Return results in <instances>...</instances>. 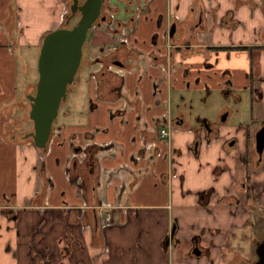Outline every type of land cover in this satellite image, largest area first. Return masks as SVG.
Instances as JSON below:
<instances>
[{"label":"crops","instance_id":"crops-1","mask_svg":"<svg viewBox=\"0 0 264 264\" xmlns=\"http://www.w3.org/2000/svg\"><path fill=\"white\" fill-rule=\"evenodd\" d=\"M67 1L0 0V264H251L264 240V155L259 162L249 129L239 123L233 137L219 129L206 138L187 127L185 115L183 125L171 123L168 141L136 121L145 108L152 127L169 105L164 82L157 97L152 93L159 71L147 53L154 47L165 54L176 23L169 37L183 68L172 86L210 95L218 86L206 75L228 69L236 101L251 99L256 132L264 121V55L242 48L264 44V0H111V17L85 42L89 78L83 82L82 69L70 88L74 96L79 86L87 89L75 110L64 108L42 152L19 135L33 130L24 103L33 73L19 84L30 57L26 63L18 52L37 49L38 58ZM123 43L119 57L135 71L123 77L114 100L119 79L97 76V60ZM124 49L131 50L127 57ZM220 57L217 67L203 68ZM191 66L201 70L196 85V75H183ZM251 86L261 96L249 93ZM166 116L159 130L170 125ZM208 191L201 204L200 193Z\"/></svg>","mask_w":264,"mask_h":264},{"label":"water","instance_id":"water-1","mask_svg":"<svg viewBox=\"0 0 264 264\" xmlns=\"http://www.w3.org/2000/svg\"><path fill=\"white\" fill-rule=\"evenodd\" d=\"M72 0L70 6L71 15L66 20V26L75 12L79 13V19L68 27H60L45 34L41 41L37 58L38 80L35 93L28 95L30 103L29 119L33 123V130L24 135L30 138L34 146L42 152L47 151L53 123L58 115L59 107L66 101L68 86L74 83L75 75L80 66L83 54V45L91 29L99 26L106 20L100 16L102 6L107 3V9H111V0ZM175 33V26L171 28L169 36ZM227 113L221 117V122L226 121ZM204 121V120H203ZM255 153L259 162L264 155V125L255 133ZM173 232L169 236L172 240ZM194 254H199L195 249ZM256 261L254 264H264V240L257 243Z\"/></svg>","mask_w":264,"mask_h":264},{"label":"flooded vegetation","instance_id":"flooded-vegetation-1","mask_svg":"<svg viewBox=\"0 0 264 264\" xmlns=\"http://www.w3.org/2000/svg\"><path fill=\"white\" fill-rule=\"evenodd\" d=\"M83 1L84 0H79L78 4H81ZM67 2H69L68 8H67L69 13H68V15L66 14L64 16V18H63V21H65V23H66V20L68 19V17L71 15L70 6L72 4V0H68ZM106 6H107V3H105L102 6V13H101L100 16H105L106 20H107L108 17H111L110 16L111 15L110 10H112V9H107V12H109L107 14L105 12ZM79 16H80L79 13L75 12L74 16L70 19L69 24L67 25V27L68 26L69 27L72 26L74 23L72 25H70V23L74 20L75 17H76V20H78ZM104 22H101L100 19H98L96 23H101L102 24ZM65 23H64V25L66 26ZM130 23H132V21ZM117 25H118V28L122 27L121 23H118ZM173 25L175 26V31H176L177 28H178V25L176 23L173 24ZM172 26L169 28L168 32L169 31L171 32ZM59 27H61V25ZM118 28H117V30H118ZM167 41L170 44L169 50H167V46H166ZM124 46H125V44L123 43V44H121V46H119L120 48L118 47V48H115V49L111 50L107 55L101 56L97 60L101 64V69L99 70L97 76L99 75L101 78H105L106 80H108L109 77H115V78L119 79V83H117V85L114 87V89H115L114 91L115 92H112V93H116V95L114 97V100H116V99H118V97H120V91H121V86H122L121 84L124 81L123 77L125 75L131 74L132 72L135 71L133 69V67H131L126 61L121 60V58L119 57V52L121 50V47H124ZM163 47L166 50L164 55H161L160 53L158 54V52H156L154 47L149 53H147V58L149 60L150 66L155 68V69H157L159 71V75H157L155 77H152V80H151L152 81V93H153L154 97H157L159 95V93L161 92L160 83L164 82L166 84V88L168 90V88L172 87L173 82L176 80V74H178V72L183 68L182 67L183 63L182 62H178V61L175 62L174 61L175 59H178V55L179 54H177L174 51L175 47L170 42L169 34H168L167 38H165ZM243 50L247 51L250 56H254V52L255 51H257L260 56H263L264 55V44L259 45V46H252V47H249V48H246V49L242 48V51ZM82 51H83L82 59H81L80 66L78 68V71H77L76 75L84 68V66H85L84 63L85 62L87 63V65H90V64L93 63V61H90V60L87 59L85 43L83 45ZM124 51H126L125 52L126 57L128 56V54L131 53L130 49H124ZM221 51H223V50L220 48V53H221ZM168 52H169V56L171 58L170 64H166V55H167ZM204 53L207 54V51L204 52ZM216 53H219V52H216ZM221 62L222 61H221V57H220V60L217 58V59L214 60L213 63H204L203 64V68L204 69L205 68L206 69H211L213 67H217L215 65H218ZM200 73H201V70L196 68L195 66L187 67L183 71V75H185V76L196 75L195 77H193V83L195 85L200 81V79H199L200 77L197 76ZM76 75H75V77H76ZM206 76H208L210 79H213L216 82V84L218 86V91L221 94H223L225 96H228V95L233 96V98L235 100H238V98H237V96H235V92L233 90L234 86H233V83H232L231 73H230V71L228 69H226V70L220 69L219 71H214L212 76L211 75H206ZM74 83H75V78H74ZM74 83L72 85H74ZM72 85H70V86H72ZM190 86H191V82L187 83L186 87L189 88ZM249 93H251V94L256 93L258 96H261V93L258 92L257 90H254V88L252 86L250 88ZM248 101L251 104V99L250 98H249ZM163 107L165 108V114L163 116H161V117L154 118L152 127H149L147 125L146 120H144V118H143L144 115L143 114L145 113V108H142L141 113L138 114L136 125L139 127L140 124H141V127L143 128V130H145V131L147 130L148 133H153V134L156 133L157 134L158 130H159V126L163 125V123L167 121V116L166 115L168 113L171 114L170 105H166L164 103ZM224 113L228 114L226 109H224L222 111L220 117L217 119V123L218 124L224 123V122H221V120H220ZM185 115H186L185 112H183L182 110L180 111L178 109V107H177L176 111H175V116H170L169 117L170 126H172L171 123H173L174 126H176V127H179L178 125H183L184 118H185L184 116ZM227 118H228V115L226 117V120H227ZM263 125H264V121L260 124L259 128L262 127ZM196 131H198V133H199V131H202V133H204V136L206 138H209L211 135L212 136L213 135H215V136L218 135L219 129L212 122H209V121H206V120H204V121L201 120V121H198V123H197ZM53 132H55V131L52 128L50 139H51V136H52ZM141 132H143V131L141 130ZM49 143H50V140H49ZM49 143H48V145H49ZM227 143H228V146H230V149H232L236 145V140L235 139H230ZM254 143H255V135H254ZM198 145H199V139H196L195 142H194V146L197 147ZM142 146H143L142 148H145L144 144H142ZM151 146L155 149V152H154L155 156L154 157L158 156L160 154V151H159L158 147L156 145H153V143H152ZM47 148H48V146H47ZM92 151L93 150L90 148L89 149L90 154H91ZM254 151H255V146H254ZM256 156H257V154H256ZM257 159H258V156H257ZM246 189H248V190L252 189L251 184H247Z\"/></svg>","mask_w":264,"mask_h":264},{"label":"rangeland","instance_id":"rangeland-1","mask_svg":"<svg viewBox=\"0 0 264 264\" xmlns=\"http://www.w3.org/2000/svg\"><path fill=\"white\" fill-rule=\"evenodd\" d=\"M14 1V0H13ZM69 2L66 3V8H68ZM68 9L66 10V14H68ZM37 17V15L35 16ZM36 18H34L35 20ZM76 17L74 20L70 23L72 25L75 23ZM40 49V48H39ZM38 49V51H39ZM24 55L26 63L27 58L30 57L29 63H27L28 66V73H20L18 77L19 84L22 85L24 81L28 79V77L31 78V73H33V82L32 86L29 89L28 93L30 95H33L35 93V84L38 80V72H37V49H19L18 55L22 54ZM19 60V57H17ZM19 62V61H18ZM30 66V67H29ZM29 75V76H28ZM78 74L77 76H79ZM81 77L84 78L83 82L87 81L89 78V73L87 74V71L83 69ZM71 86H68L67 89V98L66 102H62L59 111H58V119L56 118V121L53 123L55 126L57 123H60V121L64 118L63 111L66 110L64 108H73L77 106V103L80 101L81 93L85 92L87 89L86 87L79 86L77 88V91L80 92L77 95L74 96V93L70 89ZM70 91V92H68ZM168 94L169 96V105H170V111L171 115L175 116L176 108L182 110L186 114V120H187V127L192 130L194 133L197 129V123L198 121H209L218 127V129L222 130L226 135H229L231 137L234 136L235 132L237 131L238 127L240 126L239 123L245 128V131L247 133V128L249 129V138L250 140L254 138L255 131L252 130V126H254V123L252 120H249V113H250V107L251 104L248 100H244L243 102L239 103L237 102L233 96H225L221 94L219 91H214L210 95L206 94V90H182L177 91L175 89V86L168 88ZM76 100V101H75ZM75 101V103H74ZM24 103L26 105V109L30 110V103L28 99H24ZM74 103V107H73ZM226 109L228 112V118L226 122L224 123H217V119L220 117L222 111ZM25 133L20 131V138L21 135ZM23 135V136H24ZM165 142V140H163ZM163 151V154L168 153V147L164 145V147L161 148ZM256 261V254L255 251L253 253V258L251 264H254Z\"/></svg>","mask_w":264,"mask_h":264},{"label":"built area","instance_id":"built-area-1","mask_svg":"<svg viewBox=\"0 0 264 264\" xmlns=\"http://www.w3.org/2000/svg\"><path fill=\"white\" fill-rule=\"evenodd\" d=\"M167 40H168V39H167ZM168 41H169V40H168ZM168 41H167V43H166L167 50H169V48H170V44H169ZM174 61L176 62V60H174ZM170 62H171V58H170V56H169V52H168L167 55H166V64H170ZM175 62H174V63H175ZM171 132H172V128H171V126L168 124L165 128H161V129L159 130V136H160L161 138H164V139L170 141ZM153 145H155V144L153 143Z\"/></svg>","mask_w":264,"mask_h":264},{"label":"trees","instance_id":"trees-1","mask_svg":"<svg viewBox=\"0 0 264 264\" xmlns=\"http://www.w3.org/2000/svg\"><path fill=\"white\" fill-rule=\"evenodd\" d=\"M67 15H68V14H67ZM64 23H65V21H63V22L61 23V27H67V26L64 25ZM42 39H43V38H42ZM42 39H41V41H42ZM40 46H41V42H40V44H39V48H40ZM35 87H36V84H35ZM23 135H24V134L21 135V138H22L24 141L32 142V140H31L30 138H27V139H26V138H23ZM40 177L43 178L41 171H40ZM43 180H44V182H45V179H44V178H43ZM210 192H211V191L200 193V195H199V201H200L201 204H205V202L207 201V199H208V197H209V195H210Z\"/></svg>","mask_w":264,"mask_h":264}]
</instances>
